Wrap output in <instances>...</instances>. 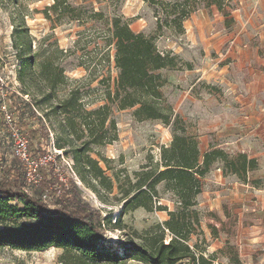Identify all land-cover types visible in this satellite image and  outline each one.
Wrapping results in <instances>:
<instances>
[{
  "label": "rangeland",
  "instance_id": "374dc122",
  "mask_svg": "<svg viewBox=\"0 0 264 264\" xmlns=\"http://www.w3.org/2000/svg\"><path fill=\"white\" fill-rule=\"evenodd\" d=\"M67 1L74 7L85 8L80 19H71L69 15L57 18L52 12L51 18H47L44 10L54 0H0V182L21 187L31 195L41 196L54 207L61 200L63 189L71 188L69 178L73 177L83 198L101 209L103 215L111 216L110 225L103 228L107 241L117 244L118 249L122 246L128 248L132 235L166 220L167 211L149 212L144 208L127 210L121 222L115 223L122 207L117 188L105 203L96 192L84 186L73 171L72 159L64 156L56 145L57 136L62 134V116L51 114L50 119H46L44 113L77 88L83 93V113L92 112L106 103L105 88L109 86L114 91L120 75L115 44H106L110 34L108 28L110 20L120 16L135 32H142L150 37L160 51L170 52L181 59V69L162 71L167 83L161 90L166 102L176 110H187L186 115L190 118L188 122L194 124V119L203 111H199L201 103L191 101L189 96L201 99L207 110H210L212 104L230 99V67L220 72L223 78H216L213 73L202 80L199 79L202 73L195 70L203 66L205 61L213 62L211 66L216 69L226 63L230 66V53L235 48L232 40H240L247 34L246 25L243 24L246 16L245 0H231L229 9L235 21L230 27L226 26L225 16L213 6L191 13L183 22V33H174L167 28L158 32L154 9L142 0ZM95 12L99 15L92 17ZM78 39H81L79 43L76 42ZM86 41L87 46L83 47ZM96 46L98 49H95ZM104 49L110 52L109 66L99 65L94 74L90 75L85 66L80 65L81 56L88 52L97 55L98 51ZM33 54L34 64L25 65ZM45 61L58 64L63 70L62 82L50 95V99L44 97L50 89L39 75L40 65ZM187 64L192 68L188 69ZM102 75L108 77L107 81L100 82ZM215 110L218 111L217 108ZM5 111L12 115L11 123L4 120ZM112 115L117 122L119 139L104 147L91 148L85 154L98 159L104 169L106 163L100 159V154L106 156L110 159L111 167L107 170L108 175L122 170L123 174H128L135 181L136 172L144 166L150 168L159 162L161 147L171 143V128L160 120L137 121L133 116V109L118 110L114 107ZM42 123L49 127V139L40 133L32 140L31 130L39 128ZM17 136L28 139V156L30 160L38 162L37 169L41 176L37 182H28V164L14 155ZM218 165L215 163L210 170L215 171ZM44 177L47 179L46 183L42 182ZM202 182L205 192L202 200L219 204L221 209L218 211L214 207L212 210L209 203L198 204L205 237V243L202 244L212 250L216 244L228 240L230 233L212 235L209 225L216 224L221 228L223 221L226 223L225 227L230 228V218L236 219L238 223L242 208L236 201L230 206V175L225 176L223 181ZM157 189L161 203L173 209V194L164 189L163 183ZM62 253V248L55 247L28 252L5 246L0 247V264H60L59 257ZM217 261L227 262L226 254L218 253ZM139 262L130 257L127 264H140Z\"/></svg>",
  "mask_w": 264,
  "mask_h": 264
},
{
  "label": "trees",
  "instance_id": "16d2710c",
  "mask_svg": "<svg viewBox=\"0 0 264 264\" xmlns=\"http://www.w3.org/2000/svg\"><path fill=\"white\" fill-rule=\"evenodd\" d=\"M143 1L154 9L158 32L167 28L174 33H183V22L191 13L213 6L225 16L226 26L230 27L235 21L229 9L231 0ZM51 12L57 18L69 15L71 19H80L85 8L74 7L67 0H54L44 14L51 18ZM94 15L99 14L95 12L91 16ZM108 29L110 34L106 44H115L120 75L114 91L106 86V103L92 112L83 113V93L77 88L45 111L44 117L50 119L51 114L62 116V134L57 136L56 145L64 156L72 159L73 171L85 187L96 192L105 203L117 188L122 207L115 223L121 222L125 211L137 208L149 212L167 211L168 218L132 235L131 245L118 249L117 244L107 241V235L103 232V228L110 225L111 216L103 215L101 209L83 198L73 177L69 178L71 188L63 189L61 200L54 207L41 196L0 182V247L8 246L28 252L62 248L60 264H127L130 257L144 264H240L238 252L228 240L223 248L212 253L202 244L205 237L198 195L202 192L201 178L215 163L221 164L224 176L233 174L248 182V173L257 168V161L248 158L245 153L230 156L218 147L210 148L201 156L196 135L189 132L185 120L166 102L161 90L167 83L162 71L181 69V59L170 52L160 51L150 37L135 32L120 16L110 20ZM80 41L78 39L76 42ZM80 63L90 75L94 74L99 65L109 66L110 52L104 49L98 51L97 55L84 53ZM32 64L34 54L25 63ZM40 67L39 75L50 89L44 97L50 99L62 82L63 70L49 61L42 62ZM186 67L192 68L190 64ZM107 79L102 75L100 82ZM114 107L118 110L133 109L137 121L160 120L171 128V143L161 147L159 162L136 172L135 181L128 174H123L122 170L108 175L107 170L111 167L110 159L106 156L100 154V159L106 163L104 169L98 159L85 154L91 148L104 147L119 139L117 122L112 115ZM40 133L49 139L46 124L32 129L31 139L37 138ZM57 157H60L59 154ZM55 180L59 182L58 178ZM46 181L44 177L42 182ZM161 183L175 197L173 209L159 199L157 186ZM221 224L220 229L214 224L209 225L212 235H218L219 230L230 231L225 227L226 223L222 221ZM218 253L226 254L228 262L217 261Z\"/></svg>",
  "mask_w": 264,
  "mask_h": 264
},
{
  "label": "crops",
  "instance_id": "0c3cea01",
  "mask_svg": "<svg viewBox=\"0 0 264 264\" xmlns=\"http://www.w3.org/2000/svg\"><path fill=\"white\" fill-rule=\"evenodd\" d=\"M246 1L243 24L247 34L240 40H232L235 48L230 53V66L226 63L216 69L211 66L213 62L205 61L195 70L202 73L199 78L202 80L213 73L216 78H223L220 72L230 67V99L212 104L207 110L201 99L189 96L191 101L201 103L199 111H203L194 119V124L188 122L187 110H175L185 120L189 132L196 135L201 156L210 148L218 147L230 156L245 153L257 161V168L248 173V182L230 174V206L239 202L242 211L238 223L230 218L227 234L230 233L228 241L235 246L240 264H264V0ZM220 169L219 164L218 169L210 170L201 181H223L225 176L223 171L219 173ZM202 194H205L203 182L198 195L200 205L209 203L210 209L221 210L219 204L204 202ZM226 241L207 251L212 253L223 248Z\"/></svg>",
  "mask_w": 264,
  "mask_h": 264
},
{
  "label": "built area",
  "instance_id": "2783aa9c",
  "mask_svg": "<svg viewBox=\"0 0 264 264\" xmlns=\"http://www.w3.org/2000/svg\"><path fill=\"white\" fill-rule=\"evenodd\" d=\"M4 120L11 123L13 117L10 113L5 111ZM15 157L23 161L25 164H28L29 169L26 171V178L29 183L37 182L41 177L38 172V162L30 160L28 156V139L25 136H17L15 148L13 150Z\"/></svg>",
  "mask_w": 264,
  "mask_h": 264
}]
</instances>
